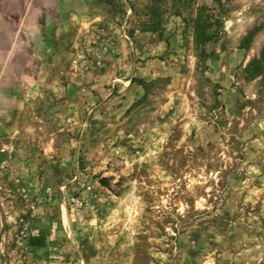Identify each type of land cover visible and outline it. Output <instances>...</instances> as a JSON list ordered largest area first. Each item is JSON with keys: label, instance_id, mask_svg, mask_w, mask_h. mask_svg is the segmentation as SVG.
<instances>
[{"label": "rangeland", "instance_id": "374dc122", "mask_svg": "<svg viewBox=\"0 0 264 264\" xmlns=\"http://www.w3.org/2000/svg\"><path fill=\"white\" fill-rule=\"evenodd\" d=\"M263 53L264 0H0V264H264Z\"/></svg>", "mask_w": 264, "mask_h": 264}, {"label": "trees", "instance_id": "16d2710c", "mask_svg": "<svg viewBox=\"0 0 264 264\" xmlns=\"http://www.w3.org/2000/svg\"><path fill=\"white\" fill-rule=\"evenodd\" d=\"M263 55H264V53H263ZM33 244H39V241L36 239V240H34Z\"/></svg>", "mask_w": 264, "mask_h": 264}]
</instances>
